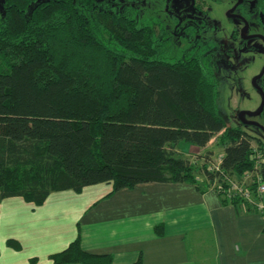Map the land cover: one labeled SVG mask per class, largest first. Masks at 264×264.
<instances>
[{
    "label": "trees",
    "instance_id": "trees-1",
    "mask_svg": "<svg viewBox=\"0 0 264 264\" xmlns=\"http://www.w3.org/2000/svg\"><path fill=\"white\" fill-rule=\"evenodd\" d=\"M86 1L46 0L28 14L33 0H7L0 26V203L19 197L41 206L52 193L97 185L111 187L107 196L148 183L206 189L220 174L240 175L261 160L264 179L261 142L218 115L214 77L194 60L159 58L152 30L133 19L96 6L88 19L76 5ZM214 138L224 150L216 172L201 167L205 185L176 148L204 149ZM50 258L111 260L86 253L78 238Z\"/></svg>",
    "mask_w": 264,
    "mask_h": 264
},
{
    "label": "crops",
    "instance_id": "crops-1",
    "mask_svg": "<svg viewBox=\"0 0 264 264\" xmlns=\"http://www.w3.org/2000/svg\"><path fill=\"white\" fill-rule=\"evenodd\" d=\"M94 187L98 196L78 212L48 208L50 196L41 206L3 200L0 264H54L50 257L76 238L86 253L109 256V264H264V216L224 201L214 185L148 183L110 196V186Z\"/></svg>",
    "mask_w": 264,
    "mask_h": 264
},
{
    "label": "rangeland",
    "instance_id": "rangeland-1",
    "mask_svg": "<svg viewBox=\"0 0 264 264\" xmlns=\"http://www.w3.org/2000/svg\"><path fill=\"white\" fill-rule=\"evenodd\" d=\"M30 5L28 14L41 2L46 0H33ZM87 3V4H86ZM7 0H0V26L3 24L6 14ZM78 8L90 19V12L95 6L102 11H108L116 15L124 16L128 19H134L141 27L149 26L154 37L157 39L160 30H164L167 37L170 38L169 44L166 43L165 37H162L159 45V58L164 60L182 59L185 51H189L190 46L187 44L180 46L173 40L174 27L167 21L168 16L164 10L161 0H89L84 3L77 2ZM229 4L222 2L211 5L207 12L209 19L208 41L203 40L204 52H210L199 60L201 67L213 74L217 82L218 99L217 113L229 127H239L245 132L257 137L264 149V134L253 125L242 123L244 120H254L255 123L264 127V112L262 116L251 118L246 113L258 111L261 104V95L252 85V79L258 75L264 67V47L256 41H252V46L256 47L255 51H247L241 56L230 53L233 44H230V35L234 29H238L240 23L236 20L230 21L226 17ZM158 21H162V25ZM152 22H156L160 27H154ZM264 33V32H263ZM217 42L220 44L217 47ZM160 44V43H159ZM200 45V43H199ZM185 56V55H184ZM183 56V59L185 57ZM198 62L197 60H194ZM260 87L264 91V76L259 81ZM239 114L241 118H239ZM187 147V148H186ZM185 143H180L178 151L181 152L194 166L197 171L196 179L200 183L207 185L200 175L201 167L206 164L208 171L218 169L220 157L223 153V146L217 144V139H212L204 149H190ZM262 163V160H261ZM260 162H256L253 170L245 171L240 175L227 176L220 174L211 185L218 188L222 197L229 202H236L241 208L257 211L264 215V190H261V184L264 179L259 174L262 167ZM259 168V169H258ZM209 185H207L208 187ZM103 188V186H101ZM99 188L87 187L81 193L72 191H62L52 193L48 200L47 207L56 209L63 207L79 211V209L91 199L98 196ZM60 211V210H58ZM59 213H62L61 211ZM55 214V213H54ZM52 214V215H54ZM38 221H43V212L40 211ZM70 217V216H69ZM59 219V216H58ZM39 226V225H38ZM69 227V222H64V228ZM11 231L9 228H5Z\"/></svg>",
    "mask_w": 264,
    "mask_h": 264
},
{
    "label": "flooded vegetation",
    "instance_id": "flooded-vegetation-1",
    "mask_svg": "<svg viewBox=\"0 0 264 264\" xmlns=\"http://www.w3.org/2000/svg\"><path fill=\"white\" fill-rule=\"evenodd\" d=\"M163 8L167 13L168 19L172 26L173 40L180 46L187 44L190 46L189 51H185L184 57L177 60H199L205 57L208 58L210 52H204L203 40L208 41L207 32L209 27V19L207 12L213 4L227 2L229 4L226 13L227 19L230 21L236 20L240 23L238 29H234L230 35V44L234 45L230 53H235L236 56H241L247 51H255L256 47L252 46V41H256L264 47V0H161ZM134 20V19H133ZM163 24L162 21H158ZM154 27H160L158 23L152 22ZM149 27V26H143ZM162 37H165L166 43L169 44L170 38L167 37L164 30H160L157 41L161 45ZM200 43V45H199ZM220 44L217 42V48ZM200 64V63H199ZM261 73V72H260ZM260 73L253 77L252 85L261 95V103L264 96V91L260 87L259 81L264 76L258 77ZM213 77V74H212ZM261 105V104H260ZM260 108V107H259ZM259 110V109H258ZM264 112V106L261 114ZM242 115V114H241ZM249 116V115H248ZM251 118H257L249 116ZM241 118V116H240ZM242 119V118H241ZM243 121H246L242 119ZM256 122L254 120H247ZM264 128V127H263ZM259 129V128H258Z\"/></svg>",
    "mask_w": 264,
    "mask_h": 264
},
{
    "label": "water",
    "instance_id": "water-1",
    "mask_svg": "<svg viewBox=\"0 0 264 264\" xmlns=\"http://www.w3.org/2000/svg\"><path fill=\"white\" fill-rule=\"evenodd\" d=\"M263 72H264V67H263V69H262V71H261V73H260V75L258 77L262 76ZM263 106H264V96H263V100H262V103L260 105L259 110L256 111V112H249V113H246V114L249 115V116H252V117L259 116L261 114L262 110H263ZM240 116H241V114H239V118H240ZM242 123L258 127L264 134V128L261 125L255 123V122H252V121H243V120H242Z\"/></svg>",
    "mask_w": 264,
    "mask_h": 264
},
{
    "label": "built area",
    "instance_id": "built-area-1",
    "mask_svg": "<svg viewBox=\"0 0 264 264\" xmlns=\"http://www.w3.org/2000/svg\"><path fill=\"white\" fill-rule=\"evenodd\" d=\"M261 190H264V183L261 184Z\"/></svg>",
    "mask_w": 264,
    "mask_h": 264
}]
</instances>
